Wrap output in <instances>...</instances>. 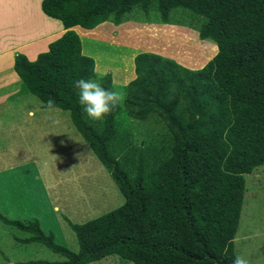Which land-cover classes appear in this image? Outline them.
<instances>
[{"label":"trees","instance_id":"16d2710c","mask_svg":"<svg viewBox=\"0 0 264 264\" xmlns=\"http://www.w3.org/2000/svg\"><path fill=\"white\" fill-rule=\"evenodd\" d=\"M40 9L64 31L33 60L14 54L20 87L12 96L30 93L43 108L53 99L67 110L123 202L84 222L67 221L76 251L54 243L36 220L0 215L29 233L20 242H39L64 257L18 264H86L111 254L133 264H232L243 174L264 164V0H41ZM129 20L185 26L216 52L197 69L138 52L135 77L114 87L108 72H94L71 27ZM78 79L120 89L124 100L92 121L79 104ZM121 112L138 120L156 116L168 135L135 149L116 119Z\"/></svg>","mask_w":264,"mask_h":264},{"label":"crops","instance_id":"0c3cea01","mask_svg":"<svg viewBox=\"0 0 264 264\" xmlns=\"http://www.w3.org/2000/svg\"><path fill=\"white\" fill-rule=\"evenodd\" d=\"M34 1L0 0V215L11 220H36L41 231L50 234L52 227L63 232L69 226L67 221L80 223L83 214L88 213L89 217L94 213L93 201L98 193L106 192L107 199L121 204L123 196L100 162L103 167L95 171H100L106 181L111 179L117 191L114 187L91 191L89 173L93 169L83 171L90 157L87 155L85 163L77 160L88 145L73 126L69 113L66 115L67 110L59 108L58 112L49 113L30 93L12 96L20 87V79L13 70L14 54L21 53L33 60L64 31L59 20L41 11V0L35 1V11ZM35 16L38 22L32 20L30 24L28 20ZM114 28L109 21L90 29L71 27L80 39L81 53L93 59L94 72L98 75L108 72L112 85L118 87L135 77L133 56L145 50L115 56L126 45L128 36L124 32L116 36ZM83 177L90 180L84 191L80 185ZM7 225L0 219V264L42 260L35 258V252L40 250L32 245L35 241L19 240L29 233L14 235L5 229Z\"/></svg>","mask_w":264,"mask_h":264},{"label":"rangeland","instance_id":"374dc122","mask_svg":"<svg viewBox=\"0 0 264 264\" xmlns=\"http://www.w3.org/2000/svg\"><path fill=\"white\" fill-rule=\"evenodd\" d=\"M35 1V9H33L36 11ZM37 8H39L38 3ZM137 14L140 15V13ZM172 15L179 17L178 12H172ZM155 16L156 13L154 10H151L149 12V17L154 18ZM32 20L38 22V16L28 20L30 24ZM123 25H125V27H123ZM113 26L115 27L114 33L116 36H118V33L121 32H124L125 35L128 36L126 45H124L120 50H117L114 53L115 56L145 50L172 58L175 62L180 65L182 64L185 68H197L200 67L204 61L209 59L216 50L214 43L209 40L198 39L196 31L185 26L155 22H133L130 20ZM108 56H110V53ZM108 60H111V58ZM31 97L37 101V98L34 96ZM6 111L7 110L4 107V113H6ZM65 113L68 115L67 111H65ZM116 119L120 123L121 129L126 132L129 143L135 149L142 148L147 143L158 144L161 138H165L168 135L165 125L156 116H150L145 120H138L127 117L123 112H121L117 114ZM87 149L89 148H85L84 152L81 153V158L77 160H83L82 163H85L84 159L87 155L90 157V161H88L89 164L83 168V171L86 172L87 170L89 171L93 169V172L89 173L91 185H93L91 188L89 186L91 191L93 192L94 188H98L101 192V189H109L110 187H114L113 189L117 191L111 179L106 181L100 174V171H95L98 168L101 169L103 166L99 163L92 152H90V150L88 152ZM243 179V201L239 213L238 225L232 239L233 253L234 256L241 255L247 258L249 260V264H264V164L256 166L248 174H243ZM90 180L83 177V185L80 183L81 187L84 186L83 191L86 189V183L88 181L90 182ZM111 199L106 198V192H104L103 195L98 193V198L93 201V203H95L94 213H91L89 217L87 215L88 213L83 214L84 217H82L81 221L78 222L81 223L89 220L90 218L97 216L96 213L99 215L121 204L119 201ZM5 229H8L9 233H13L14 235L27 234L24 232L22 233L8 225L5 226ZM50 232L49 233L51 234L54 243L64 246L71 251L76 250V237L69 226H67L63 232L59 231L56 227H52ZM32 245L40 247V250L35 252V258L46 261H58L64 258L62 255L51 251L39 242H34ZM1 257L2 256H0V258ZM86 264L133 263L129 261H122L116 255L111 254Z\"/></svg>","mask_w":264,"mask_h":264},{"label":"clouds","instance_id":"9594fccd","mask_svg":"<svg viewBox=\"0 0 264 264\" xmlns=\"http://www.w3.org/2000/svg\"><path fill=\"white\" fill-rule=\"evenodd\" d=\"M74 88L78 92L83 112L92 121H102L122 103L125 96L122 90L107 89L96 79H78L74 82ZM45 108L49 113L59 111L53 99L45 102ZM232 264H249V260L236 255Z\"/></svg>","mask_w":264,"mask_h":264}]
</instances>
